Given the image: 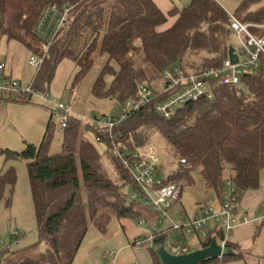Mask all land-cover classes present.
I'll return each mask as SVG.
<instances>
[{
	"label": "trees",
	"instance_id": "trees-1",
	"mask_svg": "<svg viewBox=\"0 0 264 264\" xmlns=\"http://www.w3.org/2000/svg\"><path fill=\"white\" fill-rule=\"evenodd\" d=\"M51 6L70 11L37 68L31 85L35 91L49 86L64 58L79 67L78 80L90 71L96 53L106 54L108 60L92 91L97 96L115 95L123 102L141 81L159 85L163 71L173 65L198 71L218 67L229 56L231 19L217 0H191L172 10L175 22L161 31L158 26L168 20L169 13L153 0H0V37L23 44L31 53L39 51L37 45L43 39L37 27ZM234 15L242 21L264 22V0H240ZM105 73L111 75L107 88ZM242 83L241 91L218 86L214 97L190 101L169 119L148 107L133 113L115 129L121 133L122 148L129 154L144 149L148 132L154 129L180 157L165 182L192 184V172L201 169L208 187L218 194L229 179L241 195L259 188L264 169V70L245 73ZM29 99L27 93L17 100ZM53 129L48 121L39 145L27 143L22 151L0 149L7 158L27 161L39 242L48 246L38 254L39 243L18 251L5 247L0 250V264H73L90 223L107 232L114 218L122 221L143 215L141 187L123 162L109 153L107 135L102 134L104 155L119 171L120 182L107 174L102 154L82 136L92 129L97 137V129L72 117L63 130L62 150L55 153L50 148ZM16 180L15 169L0 172V200L6 187L13 191ZM127 184L138 196L130 202L124 192ZM213 236L221 240L224 231L214 227L208 238L199 239L200 247L207 246ZM166 239L159 236L156 244H165ZM226 246L235 249L229 241ZM150 251L151 264H161L156 248ZM239 257L233 252L199 264H223Z\"/></svg>",
	"mask_w": 264,
	"mask_h": 264
},
{
	"label": "rangeland",
	"instance_id": "rangeland-1",
	"mask_svg": "<svg viewBox=\"0 0 264 264\" xmlns=\"http://www.w3.org/2000/svg\"><path fill=\"white\" fill-rule=\"evenodd\" d=\"M229 14H235L240 0H217ZM108 4H105L107 7ZM171 16L168 20L158 26V30H165L173 24ZM230 46L240 51L241 41L232 33L229 38ZM6 37H0V61H4L8 54ZM40 53L42 44L37 45ZM33 53L26 52L22 64V76L20 78L11 76L4 77V71H0V149L22 151L27 143L39 145L48 121L53 126L51 151L60 152L63 144V130L59 128L60 111L55 109L53 101L62 102L71 110L70 117H77L83 123L92 125L95 115L109 116L121 107V102L115 95L97 96L92 88L105 66L108 56L96 53L94 64L90 71L80 79L76 80L79 67L70 58H64L58 65L49 86L43 91L30 93L28 101H18L21 94H25L31 87L37 65H32L29 60ZM243 59V55H241ZM16 79L21 85V92L4 93L1 87L8 81ZM161 82V80L159 81ZM106 88L111 84V75L104 74ZM47 94V95H45ZM82 136L91 141L102 154L103 164L107 174L115 181L120 182L119 171L113 162L104 155L105 144L97 141L94 130L83 131ZM149 144L156 151L159 161V177L166 180L172 171L179 165L180 157L174 153L168 144L161 138L158 132L150 129L148 132ZM148 144V145H149ZM13 168L17 174L15 187L11 192L6 187L3 198L0 200V250L7 247L10 251H18L27 246L39 243L37 254L45 252L47 244L39 242V233L32 199L30 181L27 171V161L23 158H7L0 154V172H6ZM193 183H183L180 199L169 210V217L159 219L154 210L145 204H140L143 215L135 218H125L122 221L114 218L107 230L101 232L94 223H90L87 234L83 239L73 264H151L152 252L143 248L137 250L132 244L137 238H144L153 230H167L172 226V221L180 225L182 216L193 218L200 206H210L212 197L215 195L212 188L208 187L201 174V169L192 172ZM228 186H224V191ZM127 201L130 202L132 195L136 192L132 185L124 187ZM10 199V200H9ZM153 221V225L151 224ZM161 220V223H159ZM124 225V226H123ZM215 225L214 220L209 221V227ZM182 242L191 245V251L200 247V240L193 232L185 233V237L178 230L169 231L165 241L166 247L170 243ZM205 239L202 238L201 241ZM12 257L9 256L8 258Z\"/></svg>",
	"mask_w": 264,
	"mask_h": 264
},
{
	"label": "built area",
	"instance_id": "built-area-1",
	"mask_svg": "<svg viewBox=\"0 0 264 264\" xmlns=\"http://www.w3.org/2000/svg\"><path fill=\"white\" fill-rule=\"evenodd\" d=\"M69 7L59 11L51 6L37 27V31L42 36L41 53H33L29 62L37 65V68L43 62L44 55L47 52L54 36L58 30L67 22L69 16ZM53 16L51 17V15ZM231 19V29L240 41V51L235 53L238 56L237 62H234L229 56L218 67H210L198 71L184 70L179 65H173L163 71L161 82L156 87L145 81L137 83L134 94L121 102V107L114 110L109 116L95 115L93 126L100 134L97 135V141H104L102 134L110 138L108 151L117 156L127 167L134 181L141 187V200L145 205L150 206L159 216V219L169 217V210L180 199L183 186L181 183L168 180L164 181L159 177V168L157 151L152 145L144 147L142 150H134L132 154L122 148L120 139L121 133H116L115 129L125 122L130 115L148 107V111L157 113L164 118H171L177 109L190 101H196L201 98H212L215 95L218 86H235L239 91L243 87L242 76L245 73L263 69L264 70V22L242 21L234 14H229ZM243 55V59L241 58ZM6 67L4 61H0V71ZM47 88V87H46ZM1 89L6 94L12 92H21V85L16 79L6 82ZM46 90V89H45ZM33 91L29 87L27 93ZM47 95V94H45ZM55 109L61 113L59 115V128L65 130L72 117L71 110L62 102L53 101ZM181 161H185L181 159ZM228 190L223 193L221 206L216 208L208 206L202 208V212L196 214L193 218L182 216L180 225L172 221L166 231L153 230L147 233L144 238L135 239L132 246L137 250L147 248L149 250L160 246L156 244L159 236L166 235L169 231L178 230L185 237V233L193 232L199 239H206L209 236V221L214 220L216 229L224 231V237L218 241L220 245L226 246L230 232L242 220L247 217L240 215L241 193L232 180H227ZM137 198L136 194L132 195ZM161 223V220H159ZM165 248L175 255L188 253L191 251V245L182 242L170 243Z\"/></svg>",
	"mask_w": 264,
	"mask_h": 264
},
{
	"label": "crops",
	"instance_id": "crops-1",
	"mask_svg": "<svg viewBox=\"0 0 264 264\" xmlns=\"http://www.w3.org/2000/svg\"><path fill=\"white\" fill-rule=\"evenodd\" d=\"M153 1L164 13H169L168 16H171L174 22L177 15H172L170 12L174 9H181L191 2V0ZM52 16L53 14L51 17ZM7 41L9 42V51L4 59V62L6 63L4 77H23L21 72L22 64L26 52L29 50L17 41ZM79 116L80 115L77 114V117ZM226 185L227 184L225 183L224 186ZM224 186L223 190L219 194L212 189L215 195L211 199L213 203L210 206H214L216 208L221 206L223 193L226 192L224 191ZM202 208L203 206L201 205L196 214L201 213ZM239 211L241 217L245 216L247 218L246 220L240 221V223H238V225L230 232L228 241L234 245L235 249L232 250L234 253H239L240 257L235 260L226 261L223 264H264V169L261 172L259 188L247 190L241 195ZM148 218H150L151 221V217ZM153 221H151L152 225ZM213 228L214 227L210 228L209 232Z\"/></svg>",
	"mask_w": 264,
	"mask_h": 264
},
{
	"label": "water",
	"instance_id": "water-1",
	"mask_svg": "<svg viewBox=\"0 0 264 264\" xmlns=\"http://www.w3.org/2000/svg\"><path fill=\"white\" fill-rule=\"evenodd\" d=\"M229 57L237 62L238 56L235 53V48L230 46ZM234 251L228 246L220 245L216 236H213L207 246L200 247L196 250L184 254H171L164 245L156 248L161 264H199L205 260L222 257L223 255L231 254Z\"/></svg>",
	"mask_w": 264,
	"mask_h": 264
}]
</instances>
